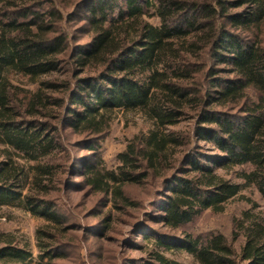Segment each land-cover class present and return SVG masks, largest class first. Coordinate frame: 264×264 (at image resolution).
Instances as JSON below:
<instances>
[{"label": "trees", "instance_id": "1", "mask_svg": "<svg viewBox=\"0 0 264 264\" xmlns=\"http://www.w3.org/2000/svg\"><path fill=\"white\" fill-rule=\"evenodd\" d=\"M61 2L63 10L53 0H0V205L47 220L35 229L38 263L61 264L67 255L78 237L73 191L85 188L103 194L102 206L142 210L132 234L145 244H129L144 254L125 264H183L165 254L172 249L198 264H264V217L250 197L230 237L218 231L203 239L184 229L247 187L264 200V0ZM152 6L158 24L145 18ZM76 19L88 39L71 45L59 22ZM17 74L35 89L15 86L10 76ZM115 108L140 112L153 127L127 143L115 169H104L98 141ZM188 117L186 132L171 128ZM66 128L81 134L80 155L59 177L54 152ZM223 167L242 182L216 171ZM63 188L66 208L50 195ZM131 188L138 189L134 201ZM112 219L102 214L98 235L114 231ZM115 259L109 249L92 260ZM31 260L27 242L0 234V264Z\"/></svg>", "mask_w": 264, "mask_h": 264}, {"label": "rangeland", "instance_id": "2", "mask_svg": "<svg viewBox=\"0 0 264 264\" xmlns=\"http://www.w3.org/2000/svg\"><path fill=\"white\" fill-rule=\"evenodd\" d=\"M62 0H53L54 5L59 9L62 8ZM72 1V0H70ZM69 2V0H68ZM50 6L49 3H45V6ZM61 7V8H60ZM155 6H152L145 18L152 24H158L159 19L154 12ZM60 27L72 34L74 39L71 40V45H77L83 43L88 39L78 27L82 22L76 20H66L65 22H59ZM68 69L70 64H65ZM68 75V72H67ZM11 82L21 89H35L36 85L31 83L28 78L21 75H11ZM110 124L109 129L103 136L102 140L98 141V153L102 159V166L104 169H115L120 164L118 159V153L125 149L127 143L130 140L141 133H148L153 127L152 122L146 118L143 114L133 110H125L123 108H115L109 113ZM192 119L190 117L184 118L178 121L171 128L186 132L191 125H189ZM162 131V128H160ZM61 134V135H60ZM60 135L59 143L60 149L54 152V162L60 165L58 176L61 177V171L71 158L78 157L80 155V149L77 148V139L81 137V134L73 132L71 129H61L58 132ZM202 147H205L204 142H200ZM166 148L165 150H169ZM85 153V152H83ZM78 161V160H77ZM216 171L223 175L225 178L231 179L233 182L241 183L242 180L238 178L235 173L228 170V167L216 169ZM70 174V173H69ZM76 181L78 178H74ZM59 190L56 193L50 194L55 197L58 207H68V200L70 201V192ZM152 191L151 189H149ZM26 191V190H25ZM130 196L133 201L136 199L138 189L131 188L129 190ZM103 194L95 192L90 194L85 192V188L77 189L72 195V206L70 210L72 212L70 221L74 223L76 221V231L72 233V236L78 235L73 241V245L68 247L67 255L60 258L61 264H97L98 261L92 260L94 253H102L105 255V251L114 252L116 259L114 264H125L126 261L132 259H138L144 252L140 251L136 246L131 247L130 240L136 238V243L145 244V239L140 236L136 237L132 234L133 229L138 223V218L141 216V209L132 208L131 206L124 210V212L116 211L111 202H107L105 206L101 205V200L105 198L101 196ZM246 197H250L257 203V208L260 209L262 216L264 217V200H262L258 192L252 188L247 187L242 189L239 194L226 201L223 205L221 212H213L207 210L203 212L200 217L195 219L191 224L186 225L184 229L193 233V235L200 236L203 239L210 237L214 232H222L230 237L231 230L233 229V221L235 218L240 217L241 212L251 206ZM69 198V199H68ZM144 198L140 199L143 203ZM150 200L144 202V211L150 209ZM110 211L112 216L111 226L114 231H107L106 236L103 237L101 232L102 214L105 215ZM96 213H100L98 216ZM137 219V220H136ZM47 220L43 217L33 215L28 210L24 209L21 205H0V234L11 233L18 237H21L23 242L28 243V248L32 253V260L30 264H39L37 261L38 249L35 245V229L42 225H45ZM74 227V224H73ZM100 244L96 246V243ZM242 244V240L234 242V247L239 249ZM95 245V246H94ZM147 246H149L147 244ZM77 247V248H76ZM165 254L171 258L178 260L183 264H198L195 259L185 250H166ZM110 255V252L108 253ZM131 257V258H128Z\"/></svg>", "mask_w": 264, "mask_h": 264}]
</instances>
